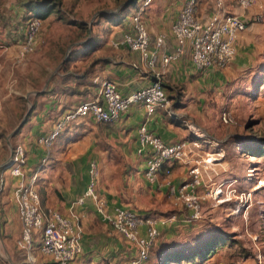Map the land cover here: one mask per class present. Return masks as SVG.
I'll list each match as a JSON object with an SVG mask.
<instances>
[{
    "label": "crops",
    "instance_id": "1",
    "mask_svg": "<svg viewBox=\"0 0 264 264\" xmlns=\"http://www.w3.org/2000/svg\"><path fill=\"white\" fill-rule=\"evenodd\" d=\"M184 1L152 0L146 7L144 17L151 45L154 44L156 36L164 34V51H174L175 39L170 28ZM223 2L227 12L244 16L257 13V7L262 8V3L258 1L257 6L249 9L239 7L237 0ZM130 8L127 7L126 11ZM215 9L216 0H199L197 16L201 21H205ZM13 12L14 14L9 12L7 15L6 10H0V44L3 45L1 50H7V45L15 42L18 34L25 31L26 25L22 29L14 25L22 15L20 16L17 9ZM105 22L110 25L105 27L107 32L97 35L95 41L79 43L76 53L66 62L68 66L54 77L47 93L40 94L42 90L35 93L38 98L32 104L30 117L16 135V143H23L26 149L27 161L24 171L27 176L40 167L44 155L42 147L36 142L37 137L49 133L54 122L80 100L96 94L104 79L118 82L123 91L136 89L150 81L145 73L147 68L139 61L137 52L125 47L115 49L111 46V41L120 39L127 29L126 23L122 25L113 21ZM8 24L14 25L17 30ZM250 38L246 30L239 34L236 42L237 52L224 68L196 71L187 49L167 66L163 67L158 62L156 68L162 72V82L170 99L171 110H158L149 117L146 121L148 129L169 144L186 141L191 139V133L182 125L179 117L189 116L208 135L204 144L201 143V149L195 150L190 157L211 150L212 143L209 139L216 140L217 137L207 123L210 109L207 86L219 76L245 68L250 60L246 58L251 51ZM65 58L63 60H66ZM21 62L23 61L0 60V81L8 80L9 69ZM24 62L21 65H24ZM9 96L11 95L8 92L3 97ZM0 113H5L1 103ZM145 120L144 108L134 104L114 123H97L91 118L73 122L63 134L61 133L60 139L57 137L54 140L49 161L38 172L37 189L42 207L58 210L64 215L73 211V222L82 230L81 254L74 264H126L135 255L133 246L101 219L91 200L87 199L81 205L75 204L87 187L91 160L98 163L100 174L97 190L106 199L109 209L122 206L141 215H150L183 208L169 194L168 186L162 178L155 183H148L144 179V160L136 153V146L138 125ZM5 122L3 118L0 131L7 129ZM218 130L222 132L221 129ZM215 131L218 132L216 129ZM220 150L225 157V151L222 148ZM224 163L225 160L212 164L213 167H207L203 171L204 180H223L224 177L218 174L226 170ZM185 168V164L181 162L174 164L169 180L175 187H179L184 180ZM4 174V188L7 187L12 194L17 178H11L7 172ZM14 207L9 205L4 208L1 217L3 230L0 232L2 241L11 249V256L18 250L16 241L21 232V222ZM176 217L179 218V215ZM178 221L177 219L162 226L160 232L169 227L180 226ZM144 231L145 226H142L140 232ZM154 254L152 253L144 264H148ZM11 260L13 261V257ZM41 264L54 263L43 256Z\"/></svg>",
    "mask_w": 264,
    "mask_h": 264
},
{
    "label": "built area",
    "instance_id": "2",
    "mask_svg": "<svg viewBox=\"0 0 264 264\" xmlns=\"http://www.w3.org/2000/svg\"><path fill=\"white\" fill-rule=\"evenodd\" d=\"M152 0H138L135 10L127 13L122 19L127 29L120 39L111 41L113 48L125 47L139 54V61L145 70L149 82L136 89L123 91L118 82L104 79L99 90L80 100L73 108L65 111L55 122L49 133L37 137V144L42 147L44 155L40 167L28 176L24 167L27 161L23 143H15L10 150L9 166L0 174V190L5 186V172L11 178H17L12 195L19 220L20 236L16 241L19 251L27 259L28 264H35L33 246L37 242L38 251L48 257L54 264H74L81 254L82 230L75 225L73 211L64 215L55 209H44L37 189L38 172L49 161L54 140L73 122L91 118L97 123H114L129 107L139 104L144 108L146 120L138 125L136 153L144 160L143 176L148 183H155L160 178L168 186L169 194L187 211V221L201 217V202L211 198L220 203L225 193V181L204 180L203 171L223 159V152L217 147L219 141L209 139L211 150L202 155L190 157L194 151L201 149L197 140L204 141L208 135L189 117L180 116L179 121L188 129L193 138L169 144L146 125L149 117L158 110L170 112L171 103L162 82V72L157 70V63L167 66L175 61L185 49L193 68L204 71L212 68H224L237 52L236 42L250 21H259L260 14L253 17L230 13L224 9L223 0H216V9L205 21L197 16L199 0H185L177 18L171 25V34L175 39V49L171 53L164 51L165 35L159 34L151 45L145 22V10ZM239 7L249 9L258 5L257 0H237ZM42 28V20L32 16L27 20L23 39L19 43L18 59L32 52L36 46L37 35ZM3 48V45L0 44ZM220 120L224 124L233 121L229 111H222ZM176 162L185 164V178L179 187L170 183L169 177ZM89 179L83 194L75 204H83L87 199L94 204L101 219L127 240L135 251V255L126 264H144L150 255L160 232V228L176 220V215L156 216L141 215L135 210L114 206L109 209L107 201L97 190L100 174L97 161L91 160L88 168ZM73 209V208H72ZM145 226V231L140 228Z\"/></svg>",
    "mask_w": 264,
    "mask_h": 264
},
{
    "label": "rangeland",
    "instance_id": "3",
    "mask_svg": "<svg viewBox=\"0 0 264 264\" xmlns=\"http://www.w3.org/2000/svg\"><path fill=\"white\" fill-rule=\"evenodd\" d=\"M125 1L0 0V10H6L7 15L14 14V9L22 15L14 24L18 29L32 16L42 20L36 46L25 57L18 59V46L23 39L21 30L7 50L0 49L1 61H25L24 65L16 63L9 69L8 80L0 81V103L5 110L0 113V122L4 118L7 126L0 131V165L8 161L11 147L18 142L17 134L8 136L26 111L31 110L38 98L35 93L41 90L40 94L47 93L51 81L66 67L65 62L76 53L80 42L95 41L97 35L107 32L105 27L110 25L104 19L116 14ZM257 1L262 3V8L257 7L258 12L249 16L260 14L261 19L250 21L245 29L249 38L252 36L251 51L246 56L250 60L242 70H232L233 73L219 76L207 86L210 102L207 123L219 141L217 149L225 151V157L218 161L226 162L223 164L226 170L218 174L224 178L214 181L216 184L225 181V193L220 197L223 200L215 203L209 197L202 199L201 217L194 221H186L189 217L184 208L155 213L157 217L176 213L180 226L159 233L157 244L150 252L155 254L148 264H264V155L257 156L264 149V0ZM130 7L125 14L134 11L136 5ZM14 25L8 24L15 28ZM8 92L11 96L3 97ZM224 110L231 113V123L221 122L220 114ZM197 141L201 145V140ZM9 205L14 207L15 202L5 187L0 190V232L1 217ZM37 242L33 254L35 264H41L43 256L38 253ZM0 264H28L19 250L11 256L1 234Z\"/></svg>",
    "mask_w": 264,
    "mask_h": 264
},
{
    "label": "trees",
    "instance_id": "4",
    "mask_svg": "<svg viewBox=\"0 0 264 264\" xmlns=\"http://www.w3.org/2000/svg\"><path fill=\"white\" fill-rule=\"evenodd\" d=\"M126 1H128V0H126ZM125 1V2H126ZM137 1L138 0H130L129 1V3H128V5L127 6H123V7H121V9L118 11V12H116V14H114L113 16H111V17H107V18H105L104 20L105 21H110V22H117L118 24H122V19L124 18V16L126 15L125 14V11H126V8L127 7H130V6H132V5H136L137 4ZM26 2V1H25ZM24 6H25V4H24ZM120 13H122V15L121 16H119L120 15ZM41 17H43V15H41ZM66 63V62H65ZM33 106V105H32ZM31 110H32V107H31ZM31 110L29 111V113H28V115H27V117H26V119L24 120V122H23V124L19 127V129L16 131V133H15V135L19 132V130H20V128L25 124V122L27 121V118H28V116L30 115V112H31ZM191 138H193L192 137V135H191ZM260 152V153H259ZM257 154V156H259V154H261V155H264V149L262 148L260 151H259ZM254 154V153H253ZM0 170L1 171H3V168H0ZM159 237V236H158ZM155 245V244H154ZM152 250V249H151ZM151 252V251H150ZM151 254V253H150ZM149 258H150V255H149Z\"/></svg>",
    "mask_w": 264,
    "mask_h": 264
},
{
    "label": "water",
    "instance_id": "5",
    "mask_svg": "<svg viewBox=\"0 0 264 264\" xmlns=\"http://www.w3.org/2000/svg\"><path fill=\"white\" fill-rule=\"evenodd\" d=\"M129 1H130V0L124 2L123 5H122L121 7H123V6H127L128 3H129ZM29 111H30V109H28V110L26 111V113H25V115L23 116V118H22V120L20 121V123L14 128L13 131H11V133L9 134L8 137H10V136H12V135H15L16 131L19 129V127L23 124L24 120L26 119V117H27ZM8 166H9V161H6L4 164H1V165H0V168H3V170H4V169H6Z\"/></svg>",
    "mask_w": 264,
    "mask_h": 264
}]
</instances>
